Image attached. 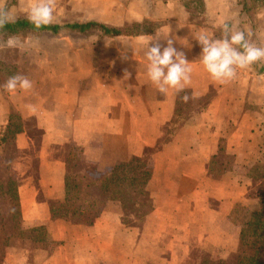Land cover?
Listing matches in <instances>:
<instances>
[{"label":"crops","instance_id":"crops-1","mask_svg":"<svg viewBox=\"0 0 264 264\" xmlns=\"http://www.w3.org/2000/svg\"><path fill=\"white\" fill-rule=\"evenodd\" d=\"M56 1L51 24L63 27L59 33L0 35L12 65L6 77L0 70V177L18 182L20 229L43 230L31 247L9 250L4 264H183L193 248L235 264L250 192L264 173V61L220 84L200 64L194 36L219 37L228 22L246 33L248 26L251 42L264 47V2L200 0L201 12L195 0ZM35 3L0 0V9L12 21L28 19ZM250 9L257 11L251 26ZM91 22L123 31L140 25L143 33L64 28ZM157 33H168L190 62L186 101L175 90L161 94L147 78L145 37ZM158 42L166 46L163 35ZM13 75L32 88L7 92ZM204 96L205 109L191 114L189 97ZM137 160L148 162L150 174L151 208L140 225L123 221L117 200H104L87 225L51 215L49 202L65 198L67 166L103 180L117 164Z\"/></svg>","mask_w":264,"mask_h":264},{"label":"trees","instance_id":"trees-1","mask_svg":"<svg viewBox=\"0 0 264 264\" xmlns=\"http://www.w3.org/2000/svg\"><path fill=\"white\" fill-rule=\"evenodd\" d=\"M197 2L199 11H203V4ZM245 6V1H243ZM62 26L48 25L35 29L28 19L12 21L0 28L1 34H21L32 32H50L57 34ZM64 28L85 32L89 29H99L105 35H134L143 33L140 25H134L131 31L107 28L97 23H74L65 25ZM188 91L179 92L178 99L188 97ZM190 98L192 106L191 114L201 112L210 100L209 96ZM179 103V102H178ZM178 110V109H177ZM171 126H174L171 124ZM69 163H67L68 165ZM148 162L137 160L135 162L117 164L105 179L96 180L84 175L79 170L74 173L72 167L67 166L65 177V198L62 202H49L51 215L64 219H71L80 224H90L104 200H117L121 203L124 212L123 221L129 226L140 225L146 213L150 210V199L145 187L149 179ZM256 176V175H255ZM262 181L251 190L253 208L249 219L241 229L239 235V249L235 264H264V173ZM17 180L11 176L0 177V264H4L9 250H25V247L34 245L43 239L40 228L33 235L31 231H22L19 226V207L17 200ZM256 185V184H255ZM253 193V194H252ZM5 210L6 215L4 212ZM2 213L4 216H2ZM128 215L134 222H129ZM35 231V230H34ZM31 247V246H30ZM183 264H224L222 261H212L207 254L197 248L189 251L188 257Z\"/></svg>","mask_w":264,"mask_h":264},{"label":"clouds","instance_id":"clouds-1","mask_svg":"<svg viewBox=\"0 0 264 264\" xmlns=\"http://www.w3.org/2000/svg\"><path fill=\"white\" fill-rule=\"evenodd\" d=\"M54 12V0H37L30 7L27 18L38 30L53 22ZM12 20L13 17L7 11L0 9V28ZM161 35L166 40V46L163 47L158 42ZM251 35L250 32L246 33L245 30L224 22L220 25L219 37L210 35L207 31H201L194 36L201 46L199 62L213 81L229 83L236 79L240 71L264 61V47L252 43ZM145 47L148 80L161 94H167L170 89L177 93L183 91L190 82L192 69L185 54L174 47L172 39H168V33H157L156 37L146 36ZM3 87L9 93L17 90L28 91L32 88V82L25 76L13 75ZM183 99L186 101L188 97Z\"/></svg>","mask_w":264,"mask_h":264},{"label":"rangeland","instance_id":"rangeland-1","mask_svg":"<svg viewBox=\"0 0 264 264\" xmlns=\"http://www.w3.org/2000/svg\"><path fill=\"white\" fill-rule=\"evenodd\" d=\"M257 2H255V4H253L252 6H254V7H258V6H260L259 5V3H262V2H264V0H256ZM79 2H77V6H79L80 4H78ZM54 4H55V7H59L60 6V3H59V1H56V0H54ZM255 9V8H254ZM254 12V16H253V18L256 16V14H257V11L256 10H253L252 12H251V9L247 12V17H245V20L247 19V21H248V24H250V26H251V16H252V13ZM245 16V15H244ZM154 24H152V25H149V27H151V26H153ZM255 25H253V31L255 32ZM256 31H259V30H256ZM247 32H250L251 33V29L247 26ZM255 34V33H254ZM259 38H261V37H259ZM262 40V41H261ZM261 40H259V41H261V42H259L260 44H262V43H264V38L263 39H261ZM250 41H251V37H250ZM9 60V51H8V49H6L5 48V45L4 44H1L0 43V62L1 61H3V62H5L6 63V60ZM7 60V61H8ZM7 66V67H6ZM11 60H9L6 64H4V66H3V63H2V65L0 66V70L2 71V70H4V71H2V74L6 77L7 75H6V71L7 70H11L10 68H11ZM7 68V70H5ZM8 75H9V73H8ZM185 118V116L184 115H181L180 117H179V122L182 120V119H184ZM224 164V163H223ZM77 165H78V163H77ZM72 167V170L74 171V173H76L77 171V166H74V165H72L71 166ZM2 212H4V214L6 215V211L5 210H3ZM4 214L2 213V216H4Z\"/></svg>","mask_w":264,"mask_h":264}]
</instances>
